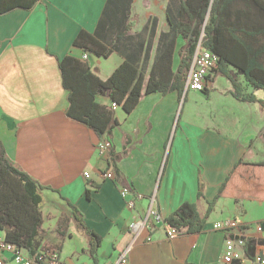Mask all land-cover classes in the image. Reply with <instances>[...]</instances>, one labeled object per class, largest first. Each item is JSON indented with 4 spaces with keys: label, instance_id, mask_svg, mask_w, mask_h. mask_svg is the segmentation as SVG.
<instances>
[{
    "label": "crops",
    "instance_id": "crops-1",
    "mask_svg": "<svg viewBox=\"0 0 264 264\" xmlns=\"http://www.w3.org/2000/svg\"><path fill=\"white\" fill-rule=\"evenodd\" d=\"M105 2L39 0L29 10L0 14V142L14 167L49 190L41 195L44 256L57 250L63 264H92L68 204L102 240L97 264L118 258L130 224L145 221L153 207L160 220L148 218L131 245L128 264H221L226 236L213 231L212 223L263 222L264 203L216 200L200 233L179 234L171 240L162 220L183 203L195 204L204 215L239 160L264 162V93L238 76L244 93L263 104L236 101L230 82L217 76L207 85V94L154 93L143 97L129 115L117 107V126L110 135L117 160L110 166L107 154L98 151L95 133L67 116L68 92L58 68V59L66 56L81 60L83 53L73 41L79 31H94ZM152 4L156 0H132L131 33L140 32L153 18L158 33L166 30L150 12ZM137 20L140 26L134 25ZM87 61L100 80L122 63L116 54L107 59L87 56ZM97 102L109 106L105 97ZM106 172L114 179H105ZM200 183L202 200L197 197ZM121 186L130 191L125 199ZM134 195L138 196L134 207L128 209L126 201ZM255 240L264 246V233ZM263 246L256 250L263 252ZM11 257L4 253L3 264H13Z\"/></svg>",
    "mask_w": 264,
    "mask_h": 264
},
{
    "label": "trees",
    "instance_id": "trees-1",
    "mask_svg": "<svg viewBox=\"0 0 264 264\" xmlns=\"http://www.w3.org/2000/svg\"><path fill=\"white\" fill-rule=\"evenodd\" d=\"M38 1L0 0V14L16 8L29 10ZM131 8L132 0H106L94 31H79L73 41V47L79 48L83 56L97 59L120 56L122 63L105 80L94 74L87 60L71 56L58 59L63 90L68 92L67 116L91 129L100 142H108L110 166L117 160L110 142L117 122L110 105L129 115L143 97L171 92L181 95L198 46L217 57L206 78L208 84L219 76L230 82L236 101L263 104L254 95L244 93L238 76L255 91L264 93V0H167L164 12L167 27L159 33L156 18L148 21L140 32L131 33ZM178 44L181 46L177 50ZM176 54L179 59L174 68ZM208 91L206 88L203 93ZM98 97H105L109 106L98 104ZM43 190L49 191L7 160L0 142V232L4 243L12 244L16 251H24L31 264H42L38 259L44 258L45 252L41 229ZM86 195L89 197V192ZM197 197L204 199L201 183ZM220 199L264 203V162L251 164L239 160L215 199L207 204L204 215L199 214L195 204L183 203L162 222L179 234L200 233L214 202ZM68 206L87 241L90 261L97 264L102 240L87 229L80 211ZM60 230L61 227L57 229L59 233ZM131 240L129 232L122 236L120 255Z\"/></svg>",
    "mask_w": 264,
    "mask_h": 264
},
{
    "label": "built area",
    "instance_id": "built-area-1",
    "mask_svg": "<svg viewBox=\"0 0 264 264\" xmlns=\"http://www.w3.org/2000/svg\"><path fill=\"white\" fill-rule=\"evenodd\" d=\"M83 61L87 60V55L81 57ZM217 57L210 52L204 51L199 46L196 48L193 59L191 60L190 68L185 79L184 92H202L205 91L208 85L207 76L216 64ZM110 108L114 111L117 106L112 104ZM99 153L107 154L110 150V145L106 141H99L97 145ZM88 173H84V178H88ZM103 177L107 180L114 179V175L111 172L104 173ZM122 198L125 199L129 195L128 189L120 188ZM135 196V195H134ZM138 196L130 199L126 202L128 209H133L135 199ZM151 217L153 221L158 222L159 216L150 207L145 221H135L129 226V233L132 236V242L126 247L124 252L111 264H128L129 253L131 245L139 238V234L142 229L146 227L148 218ZM211 229L215 232L222 233L226 236L225 247L221 255V264H264V251H257L258 246L255 240L260 238L264 233V221H260L254 224L241 223L237 220L225 219L222 221L212 223ZM165 234L169 240L176 238L179 233L174 228L167 226ZM251 247V254H248L247 250ZM264 247V246H263ZM262 247V248H263ZM11 254L13 264H31L27 259V254L24 251H16L12 244L4 243L3 239H0V264H3V254ZM57 252H49L44 258L38 260L42 264H63Z\"/></svg>",
    "mask_w": 264,
    "mask_h": 264
},
{
    "label": "rangeland",
    "instance_id": "rangeland-1",
    "mask_svg": "<svg viewBox=\"0 0 264 264\" xmlns=\"http://www.w3.org/2000/svg\"><path fill=\"white\" fill-rule=\"evenodd\" d=\"M164 2H165V0H156V4H155V5L152 4L151 11H150V12H152L153 14L157 15V16L160 18L161 26H162V27H161L162 30H165V28L167 27V26H163V25H166L165 20H164V17H163V14H162V12H163ZM136 11H137V10H136ZM136 11H135V14H136V13H139V11H138V12H136ZM136 22H137V24H136ZM136 22H135L134 25L140 26L139 23L141 24V22H140V21L138 22V20H137ZM137 26H136V28H139V27H137ZM134 27H135V26H134ZM180 46H181L180 44L177 45V50L179 49ZM178 59H179V58H178V56H177V54H176V55H175V58L173 59V66H174V68L177 67ZM109 63H110V62H108V63H103V64H104V67H105L106 65H109ZM100 72H102V73H101V76H103V75H104V72H103V71H100ZM245 91H246V89H245Z\"/></svg>",
    "mask_w": 264,
    "mask_h": 264
}]
</instances>
